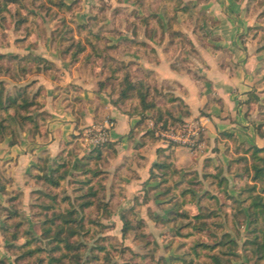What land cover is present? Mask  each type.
<instances>
[{
    "label": "rangeland",
    "instance_id": "rangeland-1",
    "mask_svg": "<svg viewBox=\"0 0 264 264\" xmlns=\"http://www.w3.org/2000/svg\"><path fill=\"white\" fill-rule=\"evenodd\" d=\"M13 1L20 4L10 5L11 12L21 7L24 15L31 12L36 15L34 35L25 41L23 35L15 32L14 24L8 21L3 26L4 34L0 31V49H5V43H13V38L5 40L7 28L16 33L15 43L23 48L32 46L31 39L37 33L41 38L48 36L51 46L60 48L61 59L69 58L73 65L81 62L98 74L101 68L106 77L98 84L100 91L107 92L113 105L135 117L137 123L131 131V139L135 143L132 158L124 156L118 160L115 144L110 142V131L114 126L107 131L109 141L103 147L94 149L81 139L70 152L66 150L63 156L60 154L54 163L44 162L43 168L29 175L30 179L22 191L11 188L13 185L8 178L3 179L7 183L0 180V264H37V257H48L45 253L50 252L53 244L44 239V229L50 219L66 214L68 209L75 210L74 219L79 222L71 225L78 233L70 239L74 249L69 252L65 264H188L191 261L193 264H216L211 254L217 255L222 264H257L252 253L255 246L250 245L246 249L245 244L258 232L249 226L247 207L242 202L247 195L242 193V189L253 183V166L261 165L248 152L253 146L241 143L228 132H220L216 139H207L201 120L189 121L190 107L176 95V88L161 80L154 71L146 70L143 64V54L156 55L157 60V52L148 43V38L167 34L166 50L167 53L172 51L171 66L188 70L196 80L203 79L189 69V62H205L203 51L213 46L211 41L216 42L212 33L219 27L203 8L208 0H116L120 6L104 5L95 13L91 12L84 24L74 20L79 6L65 14L59 9L51 12L41 9L40 5L49 0ZM237 1L245 3L250 25L246 29L249 40H241L242 45L245 47L249 43L253 52L261 55L255 65L261 67L254 70L255 85L259 84L260 88H254L248 95L250 111L251 105L260 101V94L264 97V0ZM108 15L120 19L118 24H114V32L125 37L121 36L123 40L118 45L112 44L108 38L113 33L110 24H102ZM79 25L89 26L94 35H101L104 40L94 39L97 52L84 42L86 52L75 60L64 53L74 39H79ZM25 52L4 54L8 58L16 57L19 63H12L14 66L5 64L0 72V84L5 88V95L12 98L21 87H30L29 96L39 95L38 110L41 108V93L39 89L35 92L33 84L37 82L34 80L39 73H45L44 68L41 72L36 71L32 59H47ZM24 59L31 62L23 65L21 60ZM49 63L52 68L46 74L50 72L55 80H59L61 72ZM6 66L11 70H6ZM200 71H203L201 67ZM126 78L134 83L136 89L123 100L121 95L126 87ZM145 93L148 94L147 103L158 108L140 114L143 109L141 96ZM98 124L85 130L104 126ZM193 133L194 146L180 141ZM147 139L149 142L166 140L170 147L186 148L193 155L191 168L176 166L180 170L179 177L174 180V183H179L176 191L164 193L167 185L160 184L161 173L154 168L146 169V173L139 176L141 172L137 167L144 165L146 158L141 155V149L147 146ZM99 151L102 157L98 156ZM158 152L157 161L167 158L176 161L174 154L165 155L163 150ZM65 163L68 177L59 188L51 187L38 178ZM88 170L98 175L95 177L93 173H87ZM263 174L257 182L256 193L264 197ZM186 190L190 192L183 195ZM86 201H94V206L83 209L81 205ZM125 218L131 224L127 233H123ZM60 223V220H55V226ZM16 224H21L18 239L13 236ZM259 228L264 229V224L260 223ZM226 241L227 245L224 244ZM198 243L209 248H198L199 254H196L194 248ZM214 245L219 246L211 250ZM31 248L44 249L45 253L25 256Z\"/></svg>",
    "mask_w": 264,
    "mask_h": 264
},
{
    "label": "crops",
    "instance_id": "crops-1",
    "mask_svg": "<svg viewBox=\"0 0 264 264\" xmlns=\"http://www.w3.org/2000/svg\"><path fill=\"white\" fill-rule=\"evenodd\" d=\"M74 2H78L79 6L74 20L80 24L88 21L91 12L95 13L96 9L104 5H112L113 8L121 5L116 0H65L67 5ZM203 8L212 16L216 27H219V30L212 33L216 42L210 40L213 46L203 51L205 62H189V69L196 71L203 79L196 80L188 70L171 66L172 51L167 53L166 50L169 38L162 33L159 38H148V43L157 52V60L156 55L143 54L144 68L154 71L161 80L176 88V95L190 107L189 121L200 119L205 126L207 139H216L220 132H228L241 143L264 149L263 94H260L257 104L251 105L250 111L247 103L249 93L254 88H260L259 84L255 85L257 79L254 70L261 67L255 66L261 55L253 52L249 43L243 47L241 42L249 40L246 29L250 25L245 3L237 0H208ZM119 20L108 15L102 22L110 24L113 33L108 38L115 45L125 37L114 32V24H118ZM5 34V40L13 38V43H5V49H0V53L22 54L25 50L26 54L46 58L61 73L59 80H55L50 72L39 73L35 77L34 81L37 82L33 87L35 92L40 90L42 99L41 108L35 115L42 114L41 128L39 132H22L20 142L14 146L10 145V138L0 141V180L8 178L10 185H13L11 188L24 190L29 175L43 168L44 162L54 163L62 152H70L74 148L77 141L81 140L79 136L85 128L97 123L102 125L106 121L115 122V127L110 131V142L115 144L118 160L124 156H134L135 143L131 139V131L137 119L114 106L107 92L100 91L98 84L106 77L101 68L98 74L81 62L73 65L69 58L61 59L60 48L51 46L48 36L46 38L49 43L37 33L31 39L32 46L23 48L15 43L17 35L13 30L7 28ZM199 66L203 71H200ZM158 150H163L165 155L174 154V163L178 168L188 169L193 165V155L186 148L170 147L166 140L149 142L147 139V146L141 149V155L146 158L144 165L134 167L141 172L140 177L146 173V169L148 171L153 168ZM8 181L3 180L6 183Z\"/></svg>",
    "mask_w": 264,
    "mask_h": 264
},
{
    "label": "trees",
    "instance_id": "trees-1",
    "mask_svg": "<svg viewBox=\"0 0 264 264\" xmlns=\"http://www.w3.org/2000/svg\"><path fill=\"white\" fill-rule=\"evenodd\" d=\"M15 3L20 4L19 2H14L13 0H3V2L0 3V31L3 33L4 24L10 21V23L14 24L15 32L23 35L25 41H28L34 35V19H36V15L33 12L24 15L21 7L16 8L15 12H11L10 5ZM77 4V2H74L72 5H67L65 3V0H49L48 3H42L40 7L41 9L47 12H51L53 11V9H59L65 14H70L71 12H73ZM77 29L79 39L76 41L74 39V43H72V45H70V47H68L64 53L65 55H70L71 58L75 60H78V58L86 52V43L94 52L96 51L94 39H99V42L104 40L101 35H94L89 26L87 25H79ZM56 37L57 35H55V38ZM27 60L28 59L21 60V62H23V65L24 63L29 64L31 62ZM32 60V62L35 64L37 72H41V70L44 68V73L46 74L52 68L50 63L45 59L34 58ZM17 62L19 63V59H17L16 57L8 58L6 55L0 54V72L4 69L5 64L9 63L14 66V64L12 63ZM6 70H11V68L7 67ZM125 84L126 87L123 91V94L121 95V98L123 100L128 99L129 93L136 89L134 83L130 82L128 78L125 79ZM29 88L30 87H21L18 90L17 95L12 98L8 95H5V88L2 84H0V140H4L6 137L11 138V146H14L20 142L22 132L26 130L30 132H39L41 128L40 122L42 119V115H35V113L37 112V106L39 104V95L37 93L32 96H29ZM147 97V93L141 96V98L143 99V109L140 114H144L147 110L158 108L155 104L147 103ZM248 150V152H251L252 155L260 161L259 163H261V165L253 166V169L255 171L251 180V182L253 183L252 185L246 184L242 189V193L247 194L242 202H244L243 204L247 207V219L250 221L249 226L251 225L254 228L252 229L258 232V235H256L254 239H251L246 242L245 248L247 249L250 247V245H254L255 249L252 253L256 258V263L262 264L264 262V229L260 230L259 224H264V197L260 193H256V191L257 182L261 179L262 173H264V149L252 147ZM63 155L64 152L61 153V156ZM98 156L102 157V153L100 151ZM66 166V163L62 164L58 166V168L54 169L50 174L44 175L42 177L39 176L38 178L43 180L46 184L50 185L51 187L59 188L62 185V182L65 181L68 177V171L65 169ZM153 168L154 170H157L159 171V173H161L162 182L160 184L167 185V190L164 193L168 194L173 191H176V189L179 187V183H177L176 181L174 183V180L179 177L180 170L177 169L174 161L172 162L171 158H167L164 161H157L154 164ZM62 169L64 171H62ZM56 173H60V175L56 176ZM87 173H93L95 177L98 175L96 172H91L90 170H88ZM189 192V190H186L183 192V195ZM93 206L94 201H86L81 205L83 209H88ZM75 213V210L68 209L66 214L55 215L53 219H50L48 221V225L44 229L43 237L44 239H48L49 242L53 244V247L50 252L45 253L44 249L31 248L25 254V256L33 257L34 255H38L39 253H45L48 255V257H37V264H65V261L70 256L69 252L74 249V246L70 242V239L75 237L78 233V231L71 226L79 222L77 219H74ZM10 219H14V217H10ZM56 219L61 221V223L57 226H55ZM123 222V233H127L131 224L128 220H126V218L123 220ZM20 226L21 224L15 225V231L13 233L15 239H18L19 237ZM67 232L68 236H66ZM27 244L30 243H26V245ZM224 244L227 245L228 242L226 241ZM218 246L219 245H214L210 249L216 250ZM198 248L207 249L209 247L206 244L198 243L194 248L197 251L196 254H199L197 250ZM210 256L213 260H215L216 264H222L220 258L217 255L211 254ZM254 257L252 255L251 258ZM188 264H193V262L191 261Z\"/></svg>",
    "mask_w": 264,
    "mask_h": 264
},
{
    "label": "built area",
    "instance_id": "built-area-1",
    "mask_svg": "<svg viewBox=\"0 0 264 264\" xmlns=\"http://www.w3.org/2000/svg\"><path fill=\"white\" fill-rule=\"evenodd\" d=\"M114 127V123L111 121H106L104 123V126H93L87 130H84L81 134V139L88 143L92 148H99L103 147L106 142L109 141V135L108 130ZM194 136L190 135L187 139H180V141L184 142L185 144H188L189 146H194V141L192 140Z\"/></svg>",
    "mask_w": 264,
    "mask_h": 264
}]
</instances>
